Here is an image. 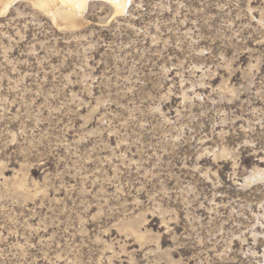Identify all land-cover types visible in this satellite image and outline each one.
Returning a JSON list of instances; mask_svg holds the SVG:
<instances>
[{"label": "rangeland", "instance_id": "obj_1", "mask_svg": "<svg viewBox=\"0 0 264 264\" xmlns=\"http://www.w3.org/2000/svg\"><path fill=\"white\" fill-rule=\"evenodd\" d=\"M94 5L0 14V264H264V0Z\"/></svg>", "mask_w": 264, "mask_h": 264}, {"label": "bare ground", "instance_id": "obj_2", "mask_svg": "<svg viewBox=\"0 0 264 264\" xmlns=\"http://www.w3.org/2000/svg\"><path fill=\"white\" fill-rule=\"evenodd\" d=\"M135 0H0V14H6L16 3L26 2L34 9L43 12L54 22L62 20L69 22L71 28L81 26L86 19V14L91 5L106 4L110 7L114 16H123ZM95 6V5H94ZM264 174V171L261 173ZM22 183L16 182L14 190L20 193ZM13 190V192H14ZM17 194V193H16ZM144 216L138 215L122 224L125 231L131 232L138 240H145L147 233L142 231L140 225Z\"/></svg>", "mask_w": 264, "mask_h": 264}]
</instances>
